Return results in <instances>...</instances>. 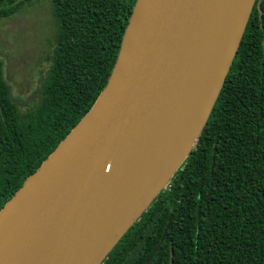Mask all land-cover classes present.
<instances>
[{"label":"trees","instance_id":"trees-1","mask_svg":"<svg viewBox=\"0 0 264 264\" xmlns=\"http://www.w3.org/2000/svg\"><path fill=\"white\" fill-rule=\"evenodd\" d=\"M33 1L0 0V19ZM135 2L49 0L54 48L24 109L0 60V209L104 89ZM100 264H264V0L196 144Z\"/></svg>","mask_w":264,"mask_h":264},{"label":"water","instance_id":"water-1","mask_svg":"<svg viewBox=\"0 0 264 264\" xmlns=\"http://www.w3.org/2000/svg\"><path fill=\"white\" fill-rule=\"evenodd\" d=\"M255 0H136L92 107L0 209V264H100L164 189L205 125ZM189 148L113 241L209 77Z\"/></svg>","mask_w":264,"mask_h":264},{"label":"rangeland","instance_id":"rangeland-1","mask_svg":"<svg viewBox=\"0 0 264 264\" xmlns=\"http://www.w3.org/2000/svg\"><path fill=\"white\" fill-rule=\"evenodd\" d=\"M55 32L49 0H35L15 15L0 19L3 74L20 108L37 101L36 90L50 64Z\"/></svg>","mask_w":264,"mask_h":264},{"label":"bare ground","instance_id":"bare-ground-1","mask_svg":"<svg viewBox=\"0 0 264 264\" xmlns=\"http://www.w3.org/2000/svg\"><path fill=\"white\" fill-rule=\"evenodd\" d=\"M215 82L216 74L213 73L205 83L190 115L185 117L177 136L170 141L162 156L157 159L151 173L144 177L140 193L129 202L124 214L119 218V229L113 234V241L119 237L156 190L166 182L173 167L180 161L189 148L204 116L207 100L215 86Z\"/></svg>","mask_w":264,"mask_h":264}]
</instances>
